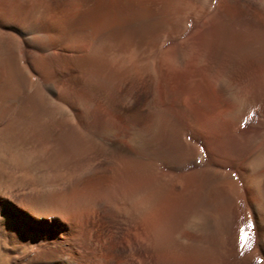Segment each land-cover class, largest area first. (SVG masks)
Wrapping results in <instances>:
<instances>
[{"label":"rangeland","instance_id":"374dc122","mask_svg":"<svg viewBox=\"0 0 264 264\" xmlns=\"http://www.w3.org/2000/svg\"><path fill=\"white\" fill-rule=\"evenodd\" d=\"M3 9L0 263L264 264V0ZM111 188L135 207L103 211ZM61 192L98 211L54 225Z\"/></svg>","mask_w":264,"mask_h":264},{"label":"bare ground","instance_id":"6f19581e","mask_svg":"<svg viewBox=\"0 0 264 264\" xmlns=\"http://www.w3.org/2000/svg\"><path fill=\"white\" fill-rule=\"evenodd\" d=\"M4 3H5V0H0V6H1L2 10L5 11V9H3V4ZM4 11H2V12L4 13ZM1 15L3 16L4 14H1ZM2 25L3 24H0V36L3 37V35L5 34V29H4V25L3 26ZM1 148H2V146H1ZM251 183L253 184L254 189L258 192V189H259L258 181L256 179H253V181H251ZM3 187L0 186V242L2 241L4 243V241L6 240V230L8 228H11V222H10L11 219L9 220V217H8L9 215L7 216L6 214H4L6 212L5 211L6 195H7L8 190L3 188ZM230 191H231L230 196L232 198H238L239 192H238L237 185L233 186L230 189ZM105 194H106L107 206L105 205V207L103 208V211L109 212L110 215H111V213L116 214V215L119 214V213L121 214V211L125 209L123 205L126 202L128 204H130V207H132V208L135 207V205H134L135 196L133 194H129V195L124 194L118 188H111ZM146 198H149V196L146 195L145 199ZM55 200L57 202V207L55 208V211L51 212V213H48L49 216H51V219H54V225H56V223H57L56 219L58 217H62L63 214H67V213H71V212L76 213L77 215H80L82 212L93 214L96 211H98L97 210L98 209L97 205L94 204V202L90 201L91 199L90 200L86 199V198H84V199H75V198H72V197L66 195L65 193L61 192V194ZM21 206H23V205H21ZM68 211H70V212H68ZM133 211H134V209L132 210V212ZM73 213H71V214L73 215ZM41 214L42 213L38 212V211L32 213V215L34 217H39ZM76 214H74V216ZM111 216L113 217V215H111ZM128 219H129V221L133 222L134 219H135V214H133V213L129 214L128 215ZM156 240L158 242V245H157L158 250H175V249H177V247L179 245V240H178L177 236H174V237L170 238V240L169 239L163 240L162 238H159V237ZM57 257L58 258H56L57 260H56L55 264H71L70 261L65 256L60 255V256H57ZM0 264H3V263H0Z\"/></svg>","mask_w":264,"mask_h":264}]
</instances>
